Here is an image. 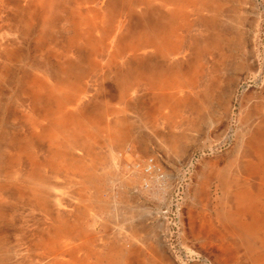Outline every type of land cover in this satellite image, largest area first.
<instances>
[{
    "label": "bare ground",
    "instance_id": "6f19581e",
    "mask_svg": "<svg viewBox=\"0 0 264 264\" xmlns=\"http://www.w3.org/2000/svg\"><path fill=\"white\" fill-rule=\"evenodd\" d=\"M113 2L116 24L107 41V31L91 25L72 32L58 60L0 52V227L9 225L16 236L14 243L0 238V264H10L12 254L16 264H173L167 214L182 168L193 165L200 117L220 93L198 67L214 52L222 3L211 1L204 49L185 23L187 0H148L140 9L156 10L160 32L149 27L135 43L123 42L121 33L134 3L92 0L99 10ZM236 135L231 172L239 177L249 171V150L264 160V131L250 142L249 132ZM229 173L220 175L226 206L215 217L221 229H234L236 242L255 248L264 235L244 219L260 201L243 185L232 190L237 178ZM251 176L264 185V170ZM201 209L210 212L199 226L197 210L188 217L195 236L213 224L212 209Z\"/></svg>",
    "mask_w": 264,
    "mask_h": 264
},
{
    "label": "rangeland",
    "instance_id": "374dc122",
    "mask_svg": "<svg viewBox=\"0 0 264 264\" xmlns=\"http://www.w3.org/2000/svg\"><path fill=\"white\" fill-rule=\"evenodd\" d=\"M130 1L134 6L126 8L130 17H127L122 27V41L135 43L142 39V33L149 27L156 28L154 30L159 33L158 24H155L153 18L156 10L140 9L147 8L148 0ZM211 1L187 0L188 11L183 10L186 25L191 22L188 26L190 33L194 38L202 39L203 45L200 44V47L204 49L210 31L206 19ZM216 1L222 3V12L220 15L218 13L219 16L216 13L219 21L214 30V52L209 59L201 61L198 70L200 77H212L218 82L220 93L200 117L196 134L199 147L193 152V165L182 168L184 179L171 197L172 206L167 216L172 235L169 238L171 250L167 253V259L173 264H264V255L260 257L256 254L259 245L260 252L264 254V242L248 249L236 242L234 229H221L220 220L215 217L226 206L221 203L223 189L220 186V175L227 170L231 179L237 178L236 182L233 181L232 190L237 184L243 185L245 194L257 197L260 201L258 212L252 219L251 216L245 217L244 222L247 220L251 228H254L253 225L260 227V239L263 238L264 185L254 180L251 173L264 170V160L256 159L249 150L250 154L243 163V169L248 167L249 171L235 177L231 168L240 151L236 132H249L247 142H250L255 141L260 132L264 131V0ZM118 4H104L99 10L92 0H0V52L17 51L29 56L32 61L40 55L49 56L52 61L56 58L58 60L72 32L83 28L106 30L107 41L108 32L116 24L110 11L112 5L118 7ZM152 6L154 9V3ZM65 20L66 31L61 29ZM91 25H94V29L89 28ZM103 53L105 51L99 59L104 57ZM153 67L151 63L148 64L149 70ZM115 93L113 87L111 95ZM149 106L153 108V105ZM252 144L257 149L258 142ZM252 161L255 165L249 166ZM197 185L199 198L194 202L192 192ZM229 195L230 209L234 210V200ZM206 205L212 209V228L208 231L201 229L200 235L195 236L188 217L191 211L197 210L199 215L193 226H199L203 219L200 217L210 212L201 209ZM242 228L245 229L244 223L236 227V230ZM1 237L12 243L16 239L9 225L0 227ZM14 259V254L9 256L10 264H16Z\"/></svg>",
    "mask_w": 264,
    "mask_h": 264
}]
</instances>
